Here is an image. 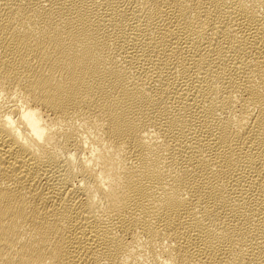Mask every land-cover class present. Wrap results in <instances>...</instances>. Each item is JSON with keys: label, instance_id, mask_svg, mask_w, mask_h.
Wrapping results in <instances>:
<instances>
[{"label": "bare ground", "instance_id": "1", "mask_svg": "<svg viewBox=\"0 0 264 264\" xmlns=\"http://www.w3.org/2000/svg\"><path fill=\"white\" fill-rule=\"evenodd\" d=\"M0 264H264V0H0Z\"/></svg>", "mask_w": 264, "mask_h": 264}]
</instances>
